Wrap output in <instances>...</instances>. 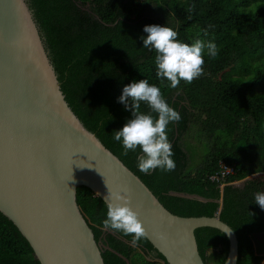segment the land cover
<instances>
[{"label":"trees","instance_id":"1","mask_svg":"<svg viewBox=\"0 0 264 264\" xmlns=\"http://www.w3.org/2000/svg\"><path fill=\"white\" fill-rule=\"evenodd\" d=\"M28 2L66 100L85 127L133 170L167 210L184 217L219 214L238 233L239 264H262L264 209L254 196L264 192V181L248 178L264 173V0ZM149 11L161 16L148 17ZM153 24L171 27L183 42H215L219 54L212 59L205 49L204 74L173 89L156 75L154 50L143 47L144 27ZM141 79L159 86L181 115L167 128L174 171L141 172L137 166L141 150L124 155L122 143L113 138L114 131L132 118L118 98L124 86ZM141 111L150 109L142 103ZM192 134L198 145L188 140ZM223 162L236 168V174L224 181L225 187L210 180ZM243 181V186L236 185ZM77 201L105 264H160V260L167 264L147 238L133 243L131 236L104 229L106 204L90 189L79 187ZM195 233L206 264H224L228 236L212 227ZM0 264H41L28 240L1 213Z\"/></svg>","mask_w":264,"mask_h":264},{"label":"water","instance_id":"2","mask_svg":"<svg viewBox=\"0 0 264 264\" xmlns=\"http://www.w3.org/2000/svg\"><path fill=\"white\" fill-rule=\"evenodd\" d=\"M108 186L127 190L146 238L167 264H206L195 233L202 227L224 232V264H239L240 239L228 222L219 214L171 213L85 127L66 100L28 0H0V213L41 264H105L77 191L86 187L104 201Z\"/></svg>","mask_w":264,"mask_h":264},{"label":"clouds","instance_id":"3","mask_svg":"<svg viewBox=\"0 0 264 264\" xmlns=\"http://www.w3.org/2000/svg\"><path fill=\"white\" fill-rule=\"evenodd\" d=\"M144 32L147 35L141 37L143 47L155 52L157 77L161 81H168L173 89L181 81L190 84L204 74L205 49L212 59L219 54L215 42L205 43L199 39L193 43L183 42L169 26L146 25ZM204 34L207 35V30ZM118 102L132 113V118L121 129L114 131L113 138L122 143L124 155L139 148L141 154L137 156V166L145 174L157 168L165 172L174 171L176 163L167 128L170 123L179 122L181 115L169 105L161 88L150 84L147 79L133 81L124 86ZM142 103L147 105L149 112L141 111ZM108 189L104 196L107 213L102 227L131 236L133 243L146 238L147 231L139 213L131 205V197L125 194L127 190L113 191L109 186ZM254 200L264 209V192H257Z\"/></svg>","mask_w":264,"mask_h":264},{"label":"built area","instance_id":"4","mask_svg":"<svg viewBox=\"0 0 264 264\" xmlns=\"http://www.w3.org/2000/svg\"><path fill=\"white\" fill-rule=\"evenodd\" d=\"M221 169L220 172L214 176L210 177V180L212 182H218L221 184V187L225 186L224 181L227 179L229 175L236 174V168L233 165L226 164L225 162L221 163Z\"/></svg>","mask_w":264,"mask_h":264},{"label":"rangeland","instance_id":"5","mask_svg":"<svg viewBox=\"0 0 264 264\" xmlns=\"http://www.w3.org/2000/svg\"><path fill=\"white\" fill-rule=\"evenodd\" d=\"M145 15L148 16V17H151V18H155V19H159V17L161 16V15H159V13H155L153 11L146 12ZM193 135L194 134L190 135L188 140L193 142V144L195 143V144L198 145V141L196 142V139H195V137ZM258 178L259 179L261 178V180L264 181V173L256 174V175L252 176V178H248V179H258ZM245 182L246 181L238 182L236 185L240 187V186H243ZM260 238L264 239V233L260 235ZM130 244H132V246L136 247L135 244H133V243H130ZM136 248L139 251H141V249L139 247H136ZM209 252H213V249H210ZM159 262H160V264H162L163 261L160 260ZM262 264H264V260L262 261Z\"/></svg>","mask_w":264,"mask_h":264}]
</instances>
